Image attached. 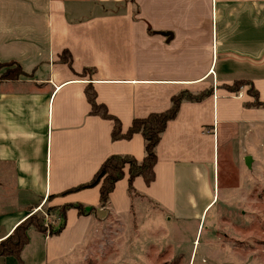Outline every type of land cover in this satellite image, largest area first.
I'll return each instance as SVG.
<instances>
[{
  "label": "crops",
  "instance_id": "0c3cea01",
  "mask_svg": "<svg viewBox=\"0 0 264 264\" xmlns=\"http://www.w3.org/2000/svg\"><path fill=\"white\" fill-rule=\"evenodd\" d=\"M0 62L23 71L0 78V239L49 206L93 208L79 215L69 207L58 236L29 226L21 254L30 239L37 254L45 243L66 253L81 248L96 224L134 216L133 199L201 219L215 199L209 185L220 143L226 171L259 178L261 154L248 139L262 134L264 107L246 105V85L237 92L223 85L247 79L264 99V0H0ZM87 86L122 131L133 118L165 111L173 95L208 91L181 100L167 121L153 181L136 176L129 194L125 173L104 206L98 186L64 191L88 181L109 155L140 160L144 140L140 133L113 140V120L91 112Z\"/></svg>",
  "mask_w": 264,
  "mask_h": 264
},
{
  "label": "rangeland",
  "instance_id": "374dc122",
  "mask_svg": "<svg viewBox=\"0 0 264 264\" xmlns=\"http://www.w3.org/2000/svg\"><path fill=\"white\" fill-rule=\"evenodd\" d=\"M11 66L2 65L0 70ZM258 129L262 134L252 133L248 140L261 154L259 178L245 182L238 171H226L220 143L218 173L214 187L209 185L215 199L201 219L174 218L155 204L138 205L133 199L134 216L96 224L81 248L77 245L66 253L60 245L53 249L45 243L43 253L37 254L36 240L30 239L20 253L22 264H264V146L260 147L264 126ZM52 207L35 215L57 225L58 211ZM61 240L66 238L61 236ZM0 264L18 261L13 256L0 257Z\"/></svg>",
  "mask_w": 264,
  "mask_h": 264
},
{
  "label": "trees",
  "instance_id": "16d2710c",
  "mask_svg": "<svg viewBox=\"0 0 264 264\" xmlns=\"http://www.w3.org/2000/svg\"><path fill=\"white\" fill-rule=\"evenodd\" d=\"M65 55L67 58H65ZM60 57L62 61L70 60V54L67 51H63ZM2 65L12 66L0 75L1 79L16 80L18 74H23L21 67L17 63L0 62V66ZM16 71H18V74ZM245 85L247 86V93L252 97L251 100L246 102V105L264 107V99H259L257 90L249 80L242 78L234 79L231 83H226L223 86L231 92H237L240 87ZM207 92L208 91L190 93L188 91H182L177 95H173L171 97V104L165 111L152 112L144 117L133 118L127 129L122 131L119 121L109 115L103 104L95 101V92L93 88L87 86L85 88V95L89 101L91 112L113 120L111 138L113 140L129 138L134 133H140L144 140V153L140 160H137L131 155H109L101 162L88 181L66 189L64 192L98 186L99 203L100 206H104L108 202L109 193L113 190L115 183L121 179L125 173L127 174V190L129 194L133 192L132 182L136 176H141L146 184L151 183L154 179V165L156 162L155 147L159 142L167 121L175 116L181 100H200ZM69 207L76 208L79 215H85L93 209L90 208L86 210L79 203H67L60 206H53L52 209L58 211L57 216L58 219H60L57 225L45 223L43 218L35 215L36 213H31L20 221L10 233L0 239V257L13 256L17 259L18 264H22L20 252L28 240L26 233L27 228L32 226L34 229L48 235L58 234L65 226V213Z\"/></svg>",
  "mask_w": 264,
  "mask_h": 264
},
{
  "label": "water",
  "instance_id": "95a60500",
  "mask_svg": "<svg viewBox=\"0 0 264 264\" xmlns=\"http://www.w3.org/2000/svg\"><path fill=\"white\" fill-rule=\"evenodd\" d=\"M248 161H249V157H246L245 162L248 163Z\"/></svg>",
  "mask_w": 264,
  "mask_h": 264
}]
</instances>
